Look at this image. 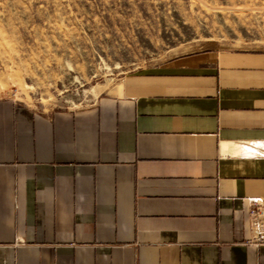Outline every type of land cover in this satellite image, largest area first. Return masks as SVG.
<instances>
[{"label":"crops","instance_id":"crops-1","mask_svg":"<svg viewBox=\"0 0 264 264\" xmlns=\"http://www.w3.org/2000/svg\"><path fill=\"white\" fill-rule=\"evenodd\" d=\"M264 49H207L79 109L0 100V264H264Z\"/></svg>","mask_w":264,"mask_h":264},{"label":"rangeland","instance_id":"rangeland-1","mask_svg":"<svg viewBox=\"0 0 264 264\" xmlns=\"http://www.w3.org/2000/svg\"><path fill=\"white\" fill-rule=\"evenodd\" d=\"M207 49H264V0H0V100L79 109Z\"/></svg>","mask_w":264,"mask_h":264},{"label":"built area","instance_id":"built-area-1","mask_svg":"<svg viewBox=\"0 0 264 264\" xmlns=\"http://www.w3.org/2000/svg\"><path fill=\"white\" fill-rule=\"evenodd\" d=\"M248 224L249 238L247 244L264 245V197L249 202Z\"/></svg>","mask_w":264,"mask_h":264}]
</instances>
